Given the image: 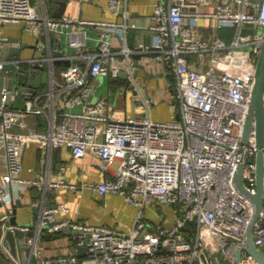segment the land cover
I'll list each match as a JSON object with an SVG mask.
<instances>
[{
	"label": "built area",
	"instance_id": "built-area-1",
	"mask_svg": "<svg viewBox=\"0 0 264 264\" xmlns=\"http://www.w3.org/2000/svg\"><path fill=\"white\" fill-rule=\"evenodd\" d=\"M208 0H155L151 28L153 42L140 43L137 48L123 44L121 53L127 68L130 99L145 115L114 117L108 111V98H90L98 76L116 77L119 65L108 62L111 37L119 29L126 31L136 24L127 20V0H108V9L122 20L78 19L69 15L45 18L48 29L65 26L103 27L95 37V47L76 51L62 60L70 64L60 69L62 86L71 90L68 106L59 122L48 129L29 126L28 113H45L39 94L25 91L23 107L6 105L7 80L20 85L22 69L52 75L50 52L47 56H6L0 58V154L6 159V170L0 176V203L8 208L0 220L9 218L14 200L29 187L41 193L42 207L33 226L12 224V230L26 233L25 244L30 251L27 264H258L245 251L235 262L236 250L242 246L245 231L254 213L252 200L239 190L234 175L242 165L244 184L254 190L255 129L252 126L247 143L242 142L243 126L248 113L256 59L264 36V0H212L213 8H199ZM73 3V0H68ZM212 17L217 26L236 28L226 41L219 36H195L194 26L200 17ZM39 20L32 0H0V23L25 22L33 26ZM251 24L253 32L241 35V27ZM71 32L69 45L79 48L85 32ZM21 42L0 34L1 47L19 49ZM154 55L156 65L170 68L175 75L174 89L177 112L166 120L150 115L153 96L142 91L131 69L134 53ZM198 55V67L190 66V55ZM48 62L46 65L45 62ZM17 79L15 82L14 79ZM125 86V85H124ZM178 115V117H177ZM35 144L48 151L65 146L75 158L93 154L99 168L113 172L98 182L88 183L101 195L114 193L139 208L128 229L105 224H87L63 216L68 211L64 201L45 205L47 190L55 186L74 189L61 174L57 178L36 175L23 178L21 149ZM264 154V145L262 146ZM42 190V191H41ZM159 216L151 221L146 209ZM65 232L72 239V251L45 256L39 243L43 234ZM79 232V234H75ZM86 235H88L86 237ZM253 242L264 246L263 205L252 229ZM85 246L78 255L76 247ZM16 264L8 246H2Z\"/></svg>",
	"mask_w": 264,
	"mask_h": 264
},
{
	"label": "crops",
	"instance_id": "crops-1",
	"mask_svg": "<svg viewBox=\"0 0 264 264\" xmlns=\"http://www.w3.org/2000/svg\"><path fill=\"white\" fill-rule=\"evenodd\" d=\"M154 1L127 0V20L134 22L136 27L128 28L126 31L119 29L111 37L114 53L110 55L108 62L113 65H119L125 73L127 68L123 55L120 52L123 44L137 48L140 43L150 45L154 40L155 31L151 28V25L154 23L152 19ZM212 2V0H208L201 4L199 8L203 11H209L213 8ZM32 4L39 16L38 22L33 26H27L22 21L0 23L1 35L7 36L12 41H19L22 44L18 50L8 48L6 56H21L22 58L47 56L49 47L51 49L54 47L52 37L56 38V47L65 56H69L79 50L91 51L94 49L96 44L95 37L103 27L71 25L59 29H48L44 19L53 18V13L58 9L59 5L54 0H32ZM107 5L108 0H73V3L67 2L63 15H69L78 19L122 20V17L108 9ZM73 31L76 32V35L85 32L84 43L79 48L69 45V33ZM235 32V27L217 26L215 19L212 17H200L194 26L195 36L202 38H211L217 35L229 41L235 35ZM252 32L253 26L251 24H244L241 27L240 33L243 36L249 35ZM3 55V50H0V58H3ZM198 59V55L191 54L190 66L194 68L198 67ZM64 61L59 64V70L67 66ZM45 63L46 65L48 64L47 61ZM137 63L144 64L145 68H138ZM131 69L136 78L141 77L146 80L142 87L139 86L142 91H148L155 99L150 108V115L153 114L158 118L168 119L172 113L177 112L178 106L174 89L175 75L174 72L173 77L169 75L170 68L156 65L154 55H146L141 56L139 59H131ZM105 77L106 84L98 80V78L105 79ZM14 80L15 82L17 81L16 78ZM126 81V78L119 75L116 77L98 76L93 79L94 89L90 98L95 100L99 96H106L108 98V111L114 117L123 118L132 115H145L146 111L139 109L136 103L130 99L129 95L133 92L128 91L126 95L123 93L122 89L126 85ZM165 89L173 93L172 96L175 97V100L168 103L158 100V96ZM117 91H120V93H116ZM36 93L39 94V102L44 105L46 112L41 114H26L25 121L29 126L48 129L52 124L55 125L59 122L65 110L80 109V105L68 106V97L71 90L62 86L61 75H54L50 79V82L43 84ZM24 102L25 97L20 93L14 95L12 98V105L15 107H23ZM170 106H174L175 109L173 110ZM161 110L166 112L161 114ZM170 110L172 113L168 112ZM19 160L21 162V169L16 174L23 178H32L40 175L43 179L45 177L54 179L60 175V166L65 165L66 169L61 176L67 182L75 184L76 187L72 189L66 186H55L48 189L45 201V205L47 203L53 204L57 201H64L68 207V211L63 216L87 224H105L120 229H128L133 225L139 211L138 207L125 201L121 195L114 193L101 195L88 185V183L104 179L105 176L111 174L110 172H113V166L109 172L100 170L99 159L95 155L86 154L75 158L72 156L70 149L65 146H54L48 151L47 148L28 144L22 147ZM5 170L6 159L3 154H0V176ZM18 199L20 201L17 203V199L14 200L11 206L9 218L2 220V223L9 222L11 217H14L16 224L33 226L38 219L39 210L42 207L40 190L37 187H29L22 192L21 197ZM150 210L151 208L145 210L147 216L151 221H158L159 216ZM6 211H8V208L0 203V217ZM25 236L26 233L23 236L22 243H20L17 236L14 239L15 253L12 255L18 259L20 264H25L23 260L28 261L30 257L29 248L24 241ZM72 239L73 237L70 234L59 232L54 235L43 234L39 243L45 256H55L72 251ZM1 254L0 260L2 257H6L10 259V262L0 264H16L2 249Z\"/></svg>",
	"mask_w": 264,
	"mask_h": 264
},
{
	"label": "water",
	"instance_id": "water-1",
	"mask_svg": "<svg viewBox=\"0 0 264 264\" xmlns=\"http://www.w3.org/2000/svg\"><path fill=\"white\" fill-rule=\"evenodd\" d=\"M59 5L58 9L53 13V18H61L68 0H54ZM54 47L50 52L54 59L51 63L52 75H60L59 64L63 62V60L59 57L63 53L60 49L56 47V38L52 37ZM7 47H1L4 55L3 58L6 57ZM141 56H146L145 53H134L131 56V59H139ZM64 63L66 65L70 64L69 60H65ZM141 68H145L144 64H136ZM23 73L21 74L20 85L18 86L16 83L12 82V78L7 80V87L9 91L6 93V98L4 103L6 105L11 104V95L20 93L23 94L25 91L36 92L43 84H47L50 82V72L48 69H44L41 72L30 71L27 69H22ZM119 76L127 79L126 85H128L127 74L124 71H119ZM169 75L173 77V71L171 70ZM4 83V78L0 75V87ZM2 98V93L0 92V102ZM178 117V115H177ZM254 126L255 129V137L257 144V151L255 154L254 166H255V185L254 190H250L243 181L242 178V165L239 164L234 175V180L240 191L248 195V197L252 200L254 204V213L250 220V223L245 231L244 240L241 247L236 250L235 253V262H237L241 255L242 251H245L247 254L251 255L258 264H264V248H260L256 246L253 242L252 237V229L255 225L256 220L259 217V213L261 211L263 205V192H264V154L262 151V146L264 145V36L260 45L259 53L256 59L254 80L250 94V101L248 107V113L243 126V135L242 142L247 143L249 138L250 130ZM20 199H17L18 203ZM50 203H47L49 205ZM10 224H16V220L14 217H11L9 222L2 223L0 220V250L2 246H8L11 250V254L15 253L14 239L15 236L19 238L20 243L23 242V236L25 234L24 231L17 229L12 230ZM75 234H79V232H75ZM88 235H86L87 237ZM85 250V246L76 247V252L78 255H83ZM25 264L27 261L23 260Z\"/></svg>",
	"mask_w": 264,
	"mask_h": 264
},
{
	"label": "rangeland",
	"instance_id": "rangeland-1",
	"mask_svg": "<svg viewBox=\"0 0 264 264\" xmlns=\"http://www.w3.org/2000/svg\"><path fill=\"white\" fill-rule=\"evenodd\" d=\"M98 80L100 81H102V82H104V84H106V77H105V79L103 78H101V79H99L98 78ZM136 82H137V84L140 86V87H142L144 84H145V82H146V80L145 79H143V78H141V77H137L136 78ZM163 88V87H162ZM116 93H120V91H117ZM118 95V94H117ZM117 95L115 96V100H116V97H117ZM164 95H166V96H164ZM173 95V93L171 92V91H167L166 89L165 90H163L162 91V94H160L159 96H158V100L159 101H166L167 103L168 102H171L172 100H175V97L174 96H172ZM170 108H172L173 110L175 109L174 108V106H170ZM166 111H164V110H161L160 111V113L161 114H164ZM169 113L171 112L172 113V111L170 110V111H168ZM151 117L153 118V119H156V120H166V119H161V118H158V117H156V116H154L153 114H151ZM171 117V116H170ZM152 213H154V211H152V210H150ZM263 248H264V246H263Z\"/></svg>",
	"mask_w": 264,
	"mask_h": 264
},
{
	"label": "trees",
	"instance_id": "trees-1",
	"mask_svg": "<svg viewBox=\"0 0 264 264\" xmlns=\"http://www.w3.org/2000/svg\"><path fill=\"white\" fill-rule=\"evenodd\" d=\"M0 254H1V250H0ZM2 256V254H1ZM10 262V259L6 258V257H2V259L0 260V263H8Z\"/></svg>",
	"mask_w": 264,
	"mask_h": 264
}]
</instances>
